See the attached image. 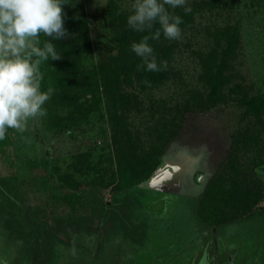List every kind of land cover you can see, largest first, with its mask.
I'll return each mask as SVG.
<instances>
[{
	"label": "rangeland",
	"instance_id": "rangeland-1",
	"mask_svg": "<svg viewBox=\"0 0 264 264\" xmlns=\"http://www.w3.org/2000/svg\"><path fill=\"white\" fill-rule=\"evenodd\" d=\"M67 2L65 16H77L111 0ZM133 2L117 0L106 21L56 45L62 58L48 61L47 115L0 140V264H264V164L254 165V155L241 147L231 149L234 130L246 121L229 90L235 82L240 93L264 92V0H187V14L166 5L183 20L182 38L168 40L161 32L159 40L151 39L157 64L166 61L167 70L150 88L141 82L139 56L131 50L147 30L129 27ZM233 26L241 37L228 96L192 110ZM168 120L175 132L162 142ZM254 122L242 128L254 131ZM163 143L160 166L133 193L140 203L133 217L146 228L136 242L120 214L102 219V203L114 200L127 175L121 167ZM230 156H239L236 167ZM236 172L240 195L261 188L260 198L208 208L210 188L230 189ZM50 174L85 193L87 202L74 210L47 206L42 185ZM203 250L208 256L201 259Z\"/></svg>",
	"mask_w": 264,
	"mask_h": 264
},
{
	"label": "trees",
	"instance_id": "trees-1",
	"mask_svg": "<svg viewBox=\"0 0 264 264\" xmlns=\"http://www.w3.org/2000/svg\"><path fill=\"white\" fill-rule=\"evenodd\" d=\"M116 1L117 0H111V2L107 4L106 8H100L90 15L80 14L77 16H65L64 27L67 29L69 35L60 40H51V42L54 45H57L65 39L76 38L86 34L92 23H100L101 20H107L110 13L114 9V3ZM155 28L156 27L152 28L151 31L146 30L143 36L151 37L155 32ZM240 35L239 27L233 26L228 28V39L223 48L219 51L218 57L215 60V65L209 68L210 70L204 78L206 92L200 91L197 94L191 108L192 110H204L210 108L218 102L225 101L228 96V91L232 90L236 97L234 100H236L238 106L242 108V113L239 115L240 121L245 120V124H249L250 121L254 120L255 122L253 124L257 125V129L249 131L248 125H246V129L242 128L245 124L238 125L232 134L231 149L233 151H237L240 147L243 148L245 152H249L254 155L252 158V161L255 163L254 165H260L264 164V92L254 94H250V92L240 93V84L235 82L230 84L231 80L234 79V77L232 78L231 71L237 54L236 51L239 46ZM143 36H139L135 43H139L144 38ZM47 39L50 38L41 36L39 46L43 47V44ZM150 42L151 39L148 41L151 46ZM142 63V58L139 57L135 61V66L137 67ZM48 68V61L41 63L40 71L43 74L41 90L46 92L49 90L50 86ZM127 70L130 69L127 68ZM159 72L164 71L153 72L141 69L139 70V78H141V82L144 86L150 88L158 82ZM145 81H148L149 83L145 84ZM229 84L232 85L230 89L228 88ZM189 107L190 104L187 102L186 109H189ZM172 121L173 120H168L166 126H164L166 130L164 128L161 129L162 132L160 138L162 142L170 140L175 132L173 131ZM164 145L165 143L156 146L153 144L152 150L148 151L143 157L136 155V161L134 163H129L128 167L127 165L121 167L120 172L127 175L125 176L122 184L113 192L114 200L111 202L103 201L102 203V219L106 220L110 214L113 213L120 214L122 218L120 216L119 217L121 218L125 230L128 231V235L133 240H136V242L143 241L146 235V228L145 222L136 221L135 218L138 216L133 217V214H135V208L140 206V203L137 202L139 200L133 193L139 188L137 186H139L143 181L149 179L160 166V163L162 162V152L165 149ZM129 156L131 157V155ZM237 158H239V156H230L231 167H236L235 164L240 163V160L237 161ZM35 164L37 165V162L33 161L32 165L35 166ZM125 168L126 172L124 170ZM238 174V172L233 174L232 187L230 186V189L227 190L223 185L210 188L208 191V198L205 199L207 203L206 206H208V208H213L215 203L225 202L227 199L228 204H233V200H238L244 197L243 202L248 204L245 199L249 198L250 203H253L260 198L262 192L261 188L251 189L250 192L247 191L243 193V195H240L241 190L237 188V185L241 179H238L237 177L235 178ZM43 179L44 183L42 185V191L47 196V206H54V208H57L56 205H64L74 210L79 206L84 205L88 200V196L85 193L81 194L71 191L65 182L59 180L54 175H45ZM254 214L256 215V213ZM203 222L204 221L202 220H198V225L202 231V235L207 231L205 229L207 226L202 227V225H204Z\"/></svg>",
	"mask_w": 264,
	"mask_h": 264
},
{
	"label": "clouds",
	"instance_id": "clouds-1",
	"mask_svg": "<svg viewBox=\"0 0 264 264\" xmlns=\"http://www.w3.org/2000/svg\"><path fill=\"white\" fill-rule=\"evenodd\" d=\"M66 4L67 0H0V140L6 139L10 129L22 133L30 120L47 115L44 106L51 90H41L40 65L62 58L51 40L69 35L64 27ZM186 4L187 0H134L127 20L130 28L143 32L151 31L156 22L160 25L151 37L145 36L131 45L143 61L137 66L138 71L167 70L166 61L157 64L148 40H159L161 32L168 40H180L183 20L170 14L165 6L182 7L187 14L191 8ZM41 36L50 38L43 47L39 46Z\"/></svg>",
	"mask_w": 264,
	"mask_h": 264
},
{
	"label": "flooded vegetation",
	"instance_id": "flooded-vegetation-1",
	"mask_svg": "<svg viewBox=\"0 0 264 264\" xmlns=\"http://www.w3.org/2000/svg\"><path fill=\"white\" fill-rule=\"evenodd\" d=\"M206 232H204L203 234H205ZM214 233H215V231H213L211 234H212V238H213V240H215V238H216V236H213L214 235ZM207 235V237H209V233L208 234H205L204 236H206ZM216 243V242H215ZM205 252V250H203V253H202V257H201V259H203V258H205L204 257V255L206 254V252ZM206 256H208V254H206ZM228 258H229V256H228Z\"/></svg>",
	"mask_w": 264,
	"mask_h": 264
},
{
	"label": "water",
	"instance_id": "water-1",
	"mask_svg": "<svg viewBox=\"0 0 264 264\" xmlns=\"http://www.w3.org/2000/svg\"><path fill=\"white\" fill-rule=\"evenodd\" d=\"M167 175H169V173H167ZM166 178V177H165ZM168 178V177H167Z\"/></svg>",
	"mask_w": 264,
	"mask_h": 264
}]
</instances>
